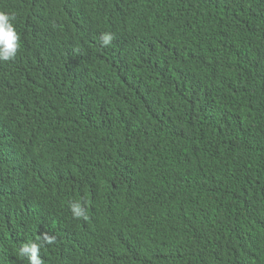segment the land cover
<instances>
[{"label":"trees","instance_id":"obj_1","mask_svg":"<svg viewBox=\"0 0 264 264\" xmlns=\"http://www.w3.org/2000/svg\"><path fill=\"white\" fill-rule=\"evenodd\" d=\"M0 12V264H264V0Z\"/></svg>","mask_w":264,"mask_h":264},{"label":"clouds","instance_id":"obj_2","mask_svg":"<svg viewBox=\"0 0 264 264\" xmlns=\"http://www.w3.org/2000/svg\"><path fill=\"white\" fill-rule=\"evenodd\" d=\"M115 39L111 33H102L101 45L108 47ZM20 48V36L13 22V17L7 13L0 12V61L14 60ZM71 211L75 218L87 219L85 209L79 202L71 204ZM45 242L52 244L54 238L46 237ZM41 245L35 242L24 244L20 249V255L26 256L28 264H43L40 257Z\"/></svg>","mask_w":264,"mask_h":264}]
</instances>
